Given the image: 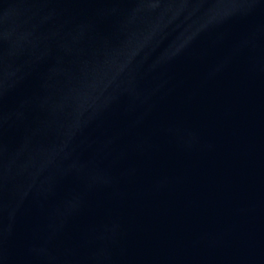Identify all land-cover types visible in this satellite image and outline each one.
I'll return each mask as SVG.
<instances>
[{"label":"water","instance_id":"95a60500","mask_svg":"<svg viewBox=\"0 0 264 264\" xmlns=\"http://www.w3.org/2000/svg\"><path fill=\"white\" fill-rule=\"evenodd\" d=\"M0 264H264V0H0Z\"/></svg>","mask_w":264,"mask_h":264}]
</instances>
